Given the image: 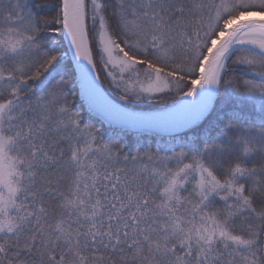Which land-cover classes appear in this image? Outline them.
<instances>
[{"label": "snow or ice", "instance_id": "1", "mask_svg": "<svg viewBox=\"0 0 264 264\" xmlns=\"http://www.w3.org/2000/svg\"><path fill=\"white\" fill-rule=\"evenodd\" d=\"M0 264H264V0H0Z\"/></svg>", "mask_w": 264, "mask_h": 264}]
</instances>
